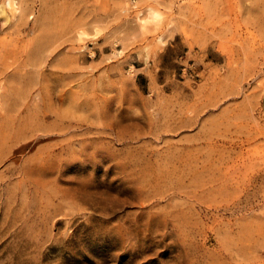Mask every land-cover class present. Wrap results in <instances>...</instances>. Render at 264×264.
<instances>
[{
	"label": "rangeland",
	"instance_id": "1",
	"mask_svg": "<svg viewBox=\"0 0 264 264\" xmlns=\"http://www.w3.org/2000/svg\"><path fill=\"white\" fill-rule=\"evenodd\" d=\"M0 264H264V0H0Z\"/></svg>",
	"mask_w": 264,
	"mask_h": 264
}]
</instances>
